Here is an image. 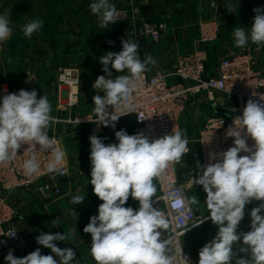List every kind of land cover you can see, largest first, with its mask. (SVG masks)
I'll return each mask as SVG.
<instances>
[{"label":"clouds","instance_id":"obj_1","mask_svg":"<svg viewBox=\"0 0 264 264\" xmlns=\"http://www.w3.org/2000/svg\"><path fill=\"white\" fill-rule=\"evenodd\" d=\"M91 13L99 18V27L106 28L119 20L120 13L109 0H93L89 5ZM227 10L234 12L229 4ZM135 11V9H134ZM255 16L246 32L244 28L233 31L234 46L245 47L264 44V8L253 9ZM8 13L0 15V42L9 38ZM43 27L40 19L23 25L21 31L31 38ZM122 50L109 51L100 57L105 75L99 76L93 88L104 93L93 96V111L98 118L97 125L115 128L121 113L134 111L133 94L142 84L147 65L155 64L148 55L144 60L138 55L139 43L135 39H122ZM11 62V61H9ZM127 71L128 74L113 77ZM264 100V96H260ZM111 109V114L109 113ZM52 106L47 96L37 98V91L21 89L18 93L4 95L0 103V164L17 157L22 145L30 153L22 165L25 174L33 177L41 172L37 151L51 153L46 173L63 175L65 151L54 138L48 135L54 122ZM92 121L91 118L88 119ZM246 130V131H245ZM234 138V146L226 151L209 153L215 163L201 165L194 185L202 186L206 193V208L209 215L192 226L202 224L206 219L218 226L215 237L199 250L198 264H264V104L249 99L243 114L237 116L226 132ZM245 136L254 142L249 147ZM118 143L105 144L95 135L90 139V184L93 193L102 201L98 215L90 217L83 228L91 235L90 253L96 264H190L183 255V248L172 233L173 221L163 210L154 207L157 197L155 178H160L173 164L180 163L190 151L187 136L179 129L161 138L149 140L143 133L129 135L124 129L115 132ZM209 142V141H208ZM39 145V150L36 149ZM241 152L247 155H239ZM219 157V159H217ZM139 202L138 209L125 207L129 197ZM84 195L74 196L70 203L80 204ZM173 209L199 206L196 195L190 198L170 193L167 197ZM260 201L250 212V231L238 232V226L245 216V207L252 201ZM75 214L76 212L71 209ZM187 231L185 228L183 235ZM168 235L162 238V235ZM4 234L0 232V236ZM7 236L14 237L15 233ZM76 238V230L63 233H41L36 242L51 250L53 255H42L40 248L17 258L9 250L4 257L6 264H79L76 252L70 247L60 248L58 241L66 242ZM239 253H250V257H238Z\"/></svg>","mask_w":264,"mask_h":264},{"label":"crops","instance_id":"obj_2","mask_svg":"<svg viewBox=\"0 0 264 264\" xmlns=\"http://www.w3.org/2000/svg\"><path fill=\"white\" fill-rule=\"evenodd\" d=\"M10 0H0V10ZM141 9L142 19H155L165 22L166 28L160 40L154 41L148 35L137 36L129 22H116L106 28L99 27V18L94 15L95 23L90 30L70 28L74 23L72 17L66 12L65 0H11V8L18 10L16 15L8 18L12 29L9 38L0 42L2 61L0 63V82L6 81L13 93L21 89L37 91V98L47 96L52 106L51 115L54 118L49 126L48 134H55L61 139L62 147L66 153L68 174L60 179V194L52 189L54 184L49 179H41L27 191L15 192L8 197L16 209L14 226L23 235L26 249L20 252L16 246L7 239L0 241V264H6L4 257L12 250L17 258H22L32 251L40 248L42 255H53L51 250L39 245L36 237L41 233H63L76 230V238L66 242L58 241L60 248L70 247L76 252L79 264H96L90 253L91 235L83 232V228L90 222V217L98 215V206L102 201L93 193L90 184V139L95 135L107 144L118 143L115 132L124 129L132 135L135 124L134 117L129 115L119 118L115 128L97 125L93 119V96L101 95L102 91L93 88L95 80L105 75L100 57L109 51L122 50V39H135L139 43L138 55L141 60L151 55L156 63L147 65L150 74L173 71L180 56L189 54L197 48H204L207 53V66L209 72H215L220 60L232 52L250 51L254 57L255 65L264 72V44L255 45L249 40L243 48L234 46L233 31L235 28L249 30L255 13L253 9L264 8L260 0H214L215 7L209 2L201 0H135ZM93 0H90V4ZM115 6L124 4L127 0H109ZM89 4V5H90ZM232 4L234 12L227 10ZM221 8L218 14V9ZM27 11L21 13L20 10ZM215 16L226 23L216 40L208 44L198 42V25L200 20ZM40 19L43 27L32 37L26 38L21 31L23 25L32 20ZM107 38L117 40L114 47L105 45ZM11 61V62H9ZM64 68L72 69L74 77L78 79L76 87L59 85L58 75ZM113 77L124 75L111 69ZM29 76H35L37 83L33 87L26 84ZM76 88V95L71 94ZM75 96V104L73 97ZM218 102L227 106H237L240 101L230 98L218 91L215 93ZM199 102L190 104V116H183L181 126L188 137L197 136L201 120L198 124L193 114L199 107ZM206 111V110H205ZM206 114V113H205ZM200 126V127H199ZM197 130V131H196ZM198 133V132H197ZM190 151L177 164L179 173H197L199 163L197 144L191 141ZM49 184L47 193L43 194L38 186ZM157 196L161 193L157 178ZM76 195H84L82 203L72 205L71 199ZM196 195L200 201L199 206L192 208L197 214L207 216L208 210L204 201L206 193L202 186H196L189 191V198ZM260 201L253 200L245 207V216L238 226V232L250 231V212L253 207L259 206ZM138 209L139 202L131 196L125 207ZM73 211L76 213L74 214ZM218 226L207 220L185 234L180 239L183 255L189 258L190 263L198 264L199 250L210 242L216 235ZM167 236V233L162 235ZM238 257H250V253H239L236 245L233 246ZM234 264V262H233Z\"/></svg>","mask_w":264,"mask_h":264},{"label":"built area","instance_id":"obj_3","mask_svg":"<svg viewBox=\"0 0 264 264\" xmlns=\"http://www.w3.org/2000/svg\"><path fill=\"white\" fill-rule=\"evenodd\" d=\"M201 1L209 2L211 6L215 7L214 0ZM116 8L120 13L117 22L130 21L135 35H148L154 41L160 40L166 28L165 22L155 19H142L140 17L141 9L135 0H127L126 3L116 6ZM225 26L226 23L215 16L200 20L198 42L205 45L213 42ZM105 44L114 47L117 45V40L107 38ZM1 61L0 48V63ZM207 61L205 49L197 48L189 54L180 56L173 71L150 74L147 69L143 74L141 86L133 94L134 111L121 113L123 116L120 117L129 115L134 117L135 124L132 128V135L143 133L151 141L171 134L172 130L174 132L176 129L185 134L181 126V119L188 112L191 103L199 102L197 104L205 103L221 111L220 113L208 115L198 130L195 142L199 164L206 166L209 163L217 162L216 160H210L209 153L219 154L234 146V138L226 136V132L230 126H233L236 117L243 114V109L249 99L264 104V100L260 99V96H264V72L257 68L250 51L228 54L220 60L215 72L208 71ZM73 72L70 68H64L58 75L59 85L76 87L78 79L74 77ZM36 83L37 78L35 76H29L26 79V84L29 87H33ZM218 91L230 98L239 100L240 104L227 106L218 102L215 97V93ZM10 93H13L10 85L6 81L0 82V103H2L3 96ZM71 94L76 95V92L71 91ZM71 100L75 102V99ZM111 111L109 109L110 114ZM92 120L98 122L95 115ZM48 135L50 138H54L63 149L59 136L55 134ZM187 138L189 141L188 146L191 148V140L188 136ZM245 139L249 147L254 148L255 142L247 136H245ZM27 147V145H22L18 149V155L14 160L0 164V232L4 234L0 236V241L3 238L7 239L20 252L25 251L26 244L23 235L14 226L17 212L8 197L12 193L31 189L41 179L51 180L54 184L52 191L55 194H60L61 187L58 181L68 174L66 158L63 175L46 173L45 166L51 159V153L37 151L36 155L41 165V172L36 176L28 177L22 167L24 161L30 156V153H24ZM39 147V145H36L37 150H39ZM247 154L241 152L239 155ZM199 174H201L200 169L197 173H179L177 164H173L162 177L157 178L161 191L157 197L161 199L159 201L154 199L153 206L163 210L173 221L175 231L172 235L175 236L178 244L185 234L209 220L206 219L198 226H192L209 214L207 216L197 214L192 206L185 214L184 209H173L167 197L170 193H175L178 197L189 198L191 188L199 186L193 184L192 178L195 179ZM47 189H49L48 183L38 186V190L43 194L47 193ZM185 228H187V231L183 235ZM11 233H15V236H7Z\"/></svg>","mask_w":264,"mask_h":264},{"label":"rangeland","instance_id":"obj_4","mask_svg":"<svg viewBox=\"0 0 264 264\" xmlns=\"http://www.w3.org/2000/svg\"><path fill=\"white\" fill-rule=\"evenodd\" d=\"M11 1V0H10ZM8 1V3L5 4L4 10H0V15H3L4 13H8V18L12 17L13 15H16L18 10H14L11 8V3ZM66 1V12L68 13V16L72 17V21L74 22L70 28L74 29H82L85 28V30H90V27L94 25L95 18L94 14L91 13L89 4L90 0H65ZM261 2H264V0H260ZM21 13L26 12V9L20 10ZM105 44V40L103 41ZM106 45V44H105ZM75 99V98H73ZM75 104V102H72ZM206 110V111H205ZM191 110H188V112L185 114V116H190ZM220 110L214 109L210 107L208 104L201 103L199 104L198 109L196 112H194L193 116L196 121L193 123L198 124L199 120H201L200 126L204 123L205 119L208 117V115L213 113H220ZM206 113V114H205ZM199 126V127H200ZM197 131V130H196ZM198 132V131H197ZM196 132V134H197ZM195 137H189V139L193 142L195 141ZM62 138H60L61 140ZM192 147V146H191Z\"/></svg>","mask_w":264,"mask_h":264},{"label":"water","instance_id":"obj_5","mask_svg":"<svg viewBox=\"0 0 264 264\" xmlns=\"http://www.w3.org/2000/svg\"><path fill=\"white\" fill-rule=\"evenodd\" d=\"M220 10H221V8L218 9V14L220 13ZM190 264H192V263H190Z\"/></svg>","mask_w":264,"mask_h":264},{"label":"bare ground","instance_id":"obj_6","mask_svg":"<svg viewBox=\"0 0 264 264\" xmlns=\"http://www.w3.org/2000/svg\"><path fill=\"white\" fill-rule=\"evenodd\" d=\"M74 91H76V88H74Z\"/></svg>","mask_w":264,"mask_h":264}]
</instances>
